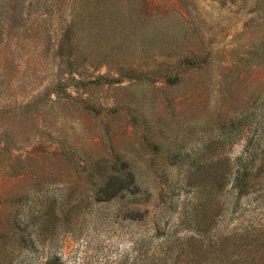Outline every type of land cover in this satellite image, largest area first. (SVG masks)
Returning <instances> with one entry per match:
<instances>
[{"label":"rangeland","instance_id":"rangeland-1","mask_svg":"<svg viewBox=\"0 0 264 264\" xmlns=\"http://www.w3.org/2000/svg\"><path fill=\"white\" fill-rule=\"evenodd\" d=\"M53 258L264 264V0H0V264Z\"/></svg>","mask_w":264,"mask_h":264},{"label":"trees","instance_id":"trees-1","mask_svg":"<svg viewBox=\"0 0 264 264\" xmlns=\"http://www.w3.org/2000/svg\"><path fill=\"white\" fill-rule=\"evenodd\" d=\"M122 183H120V185L117 187L118 189H121V188H125V187H128V184L126 183L125 180H121ZM110 184V181L108 182L107 185ZM188 239H186L184 242H183V245H188ZM57 258H53V259H50L46 264H57Z\"/></svg>","mask_w":264,"mask_h":264}]
</instances>
